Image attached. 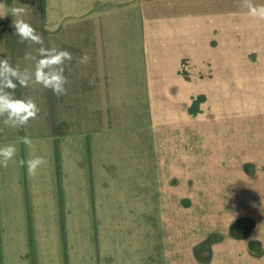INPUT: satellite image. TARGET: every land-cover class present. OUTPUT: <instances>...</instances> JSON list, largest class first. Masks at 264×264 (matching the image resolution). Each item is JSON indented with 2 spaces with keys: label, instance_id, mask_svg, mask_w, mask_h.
Listing matches in <instances>:
<instances>
[{
  "label": "rangeland",
  "instance_id": "rangeland-1",
  "mask_svg": "<svg viewBox=\"0 0 264 264\" xmlns=\"http://www.w3.org/2000/svg\"><path fill=\"white\" fill-rule=\"evenodd\" d=\"M89 2L95 6L100 4L93 0ZM255 3L264 4V0H255ZM100 7L101 14L91 23L122 24L135 31L144 22L150 28L148 54L153 52L157 63L164 59L171 62L170 66L162 63L165 68L169 67L167 71L170 73H158L164 71L158 68L154 70L161 76V79L154 80L156 94L146 95L145 90L139 89L136 97L138 113H129L132 119L139 117L146 121L140 123L142 127L150 124V133L155 140L150 139L149 157L154 156L158 161L161 157L168 159L170 171H194L192 174L196 172L194 176H201L203 182L208 171H229L224 181L227 186L219 185L224 196L232 190L228 179L235 177L236 182L241 178L239 171L246 173L253 178L249 181L250 196L259 199L257 175L258 171H264V21L249 16L241 7V0H106ZM66 18L62 22H72L70 17ZM24 19L36 24L33 15ZM76 19L75 34L80 42H75L70 53L74 56V80L78 87L85 79L86 70L84 64H77L75 58L83 56V48L88 44H83L81 30L84 22ZM12 22L8 21L6 25L0 22V39L19 40ZM49 32L45 30L43 33L49 35ZM52 35L55 40L63 38L58 30ZM143 38L139 43L140 63L133 62L128 67L133 71L132 76L137 74L140 77L139 85L146 87L151 80L143 78L147 75L144 57L141 61ZM126 66L123 65L124 68ZM151 75L153 73L149 72ZM43 98V110L35 120L42 119L46 123L49 118L55 123L58 120L62 130V122L66 121L65 111L49 110L50 103L54 106L58 101L56 97H50V90ZM85 98L81 93L71 98L73 109L69 116L74 119V126L70 125L69 132L77 140L72 147L81 156L88 157L85 165L89 171H70V160L65 165L64 157L58 156L57 152L54 171H47L44 164L45 171L37 177L34 190L32 177L22 176L25 187L21 196V212L26 222L22 219V225L11 227L10 248L6 255L10 264H111L103 249L109 245L104 230L113 224H105V221L113 218L116 203L119 211L128 206L124 201L119 205L116 198L130 201L132 193L129 189L119 188L120 182L123 185L126 182L123 174L120 180L117 177L115 189V171H110L108 157L113 144H97L96 155L93 141L88 139L92 138L91 131L83 128V123L90 121L86 112L89 96L84 107ZM132 129L133 126L130 132ZM48 130L46 134H49ZM44 136L41 135L43 139ZM127 139L129 143L120 145L121 162L130 161L133 154L143 158L144 143H134L132 134ZM94 161L98 171L93 166ZM143 161L140 160L136 166ZM260 162L263 169H260ZM78 163L83 165L81 160ZM66 167L68 171H65ZM107 182L110 186L105 196L101 190ZM76 185L81 190L84 188L85 193L77 188L73 190ZM50 188H53V193L46 196ZM105 197L108 200L112 198V201L106 202ZM36 201L40 203L37 209ZM77 201L80 207L74 208L72 204ZM251 209L249 204L250 213ZM256 228L253 218H238L233 221L230 234L245 238L251 236L250 248L257 257L262 250L258 240L252 237L257 235ZM222 238L218 232L203 241L200 247L198 245L196 252H200L199 257L209 250L212 243ZM113 240L114 236L111 239L114 246ZM132 241L134 247L138 246L135 236ZM5 262L0 253V264Z\"/></svg>",
  "mask_w": 264,
  "mask_h": 264
},
{
  "label": "crops",
  "instance_id": "crops-1",
  "mask_svg": "<svg viewBox=\"0 0 264 264\" xmlns=\"http://www.w3.org/2000/svg\"><path fill=\"white\" fill-rule=\"evenodd\" d=\"M89 1L92 0H15V3L27 6L24 17L34 16L36 24H32L29 19L25 20L39 32L37 33L43 37L47 47L71 52L70 49L75 47V42H80V38L75 34L74 19L77 17L76 20H82L83 44H88L83 48V55L87 53L90 62L84 64L86 75L80 87L75 86V69L72 61L65 66V76L68 79L67 95L61 96L59 101V97L50 90V97H56L58 101L54 106L50 103L49 110L57 113L64 110L66 113L62 130L59 127L61 123L58 120L55 123L51 118L47 123L42 119L31 120L20 130L6 128L0 121V128H3L0 132V146L15 143L18 149L16 157L9 162L8 167H0V253L5 263L10 264L6 255L10 248L11 227L22 225V219H25L24 223L26 222L21 212V196L25 187L22 176L28 173L26 167L20 166L18 161L34 155L43 156L47 171H54V158L58 152V156L64 157L63 160L60 159L65 165L66 161L70 160V171L82 173L89 171L85 165L88 157L81 156L79 151L72 147L77 140L69 132L70 125L74 126V119L69 116L73 109L71 98L76 93H81L82 96H86L84 107L89 96L86 112L90 121L85 125L83 123V128L91 131L92 138H88V134L87 138L93 141L96 155L97 144H113L112 153H109L108 157L111 161L110 171H115L113 177L115 189L117 190V177L120 180L123 174L126 184L120 182L119 188L124 191L129 189L132 193L130 201L118 199L116 194L115 202L120 205L124 201L128 206L119 211L116 203L113 218L105 221V224H113L109 225L108 230L107 228L104 230L109 245L103 249V254L109 257L111 264H264V171H258L259 199L255 200L250 196L249 187V181L253 178L246 173L242 174L239 171L241 178L236 182L235 177L227 178L230 181L227 183L232 185L230 191L232 193L228 194L227 191L224 196L225 193L223 190L220 192L219 185L227 186L224 181L229 171H208L209 174L203 182L201 176H194L196 172L192 174L194 171H170L168 159L161 157L158 161L154 156L149 157L150 139L155 140L154 135L150 133V124L142 127L140 123L146 121L139 117L132 119L129 113H138L139 102L136 97L140 93L139 89L143 90L142 92L145 90L146 95L156 94L154 80L161 79V76L155 74L154 70L163 69L164 71L158 73L166 74L169 67L165 68L162 63H168L170 66L171 62L164 59L157 63L153 52L148 54L147 44L151 36L148 35L150 28L144 22L140 28H135V31L122 24L91 23L93 18L101 14L100 5H104L106 0H93L100 3L97 6ZM13 2L14 0H0V4L6 6H11ZM3 15H6V9L0 7V16ZM66 17H70L72 22H62L67 19ZM8 21H13V18L0 17L2 24L6 25ZM9 28L13 29L11 26ZM45 30H49L50 34L44 35ZM57 30L62 33L61 40L53 38L52 33ZM140 38L144 39L141 61L144 57L143 63L147 65L145 73L147 75L143 78L151 80L146 87L139 85L140 77L134 73L132 76L133 71L131 72L128 67L130 63L131 65L133 62L140 63ZM38 47L32 44L29 46L27 42L21 44L17 39H0V59L7 58L11 64H19L22 69L32 68L33 62L25 60L24 57L27 53L35 56ZM123 65L127 66L124 68ZM149 72L153 75L149 76ZM47 90L39 85H30L27 88L18 87L15 95L34 99L42 112L45 101L43 97ZM152 127L154 128V125ZM47 129L49 134H46ZM42 134L45 135L44 139L41 137ZM131 134L134 143H144V156L140 158L133 154L131 162L127 161L128 159L121 162L120 145L129 143L127 138H131ZM22 136L32 139L31 147L19 142V137ZM80 160L82 166L78 163ZM140 160H144L143 163L136 166ZM96 161L93 162V166L98 171ZM262 165L260 162V169H263ZM41 171H45L44 166L38 170L36 176H30L33 190ZM65 171H68V167ZM109 186L107 182L101 190L105 196ZM75 188L85 193V189L81 190L79 185L73 190ZM51 193L53 188L46 192V196ZM109 200L112 201V198ZM109 200L105 197L106 202ZM39 204L36 201V209ZM249 204L252 205L251 213L248 211ZM72 206L79 208L80 202L77 201ZM238 218H253L257 223V235H252L258 240L259 248L262 250L257 257L252 254L250 248L251 236L245 238L230 234L231 225ZM218 232L223 238L212 243L208 251L202 252L200 258V252H196L198 245L200 247L203 241ZM113 236L115 249L111 241ZM133 236L136 237L138 246L134 247ZM204 256L207 258H203Z\"/></svg>",
  "mask_w": 264,
  "mask_h": 264
},
{
  "label": "clouds",
  "instance_id": "clouds-1",
  "mask_svg": "<svg viewBox=\"0 0 264 264\" xmlns=\"http://www.w3.org/2000/svg\"><path fill=\"white\" fill-rule=\"evenodd\" d=\"M6 9V15L13 18L12 26L18 42L38 45L36 55L27 53L25 60L32 61L33 67L13 65L7 58L0 59V121L4 127L20 130L25 128L31 120H35L40 108L32 98H20L15 95L18 87L27 88L30 85H39L51 90L57 97L67 95L65 66L71 64L74 56L67 50L45 46L43 37L36 32L34 27L23 18L27 6L15 3L11 6L0 4ZM241 7L247 10V14L253 18L264 21V4H257L255 0H241ZM0 16V17H3ZM77 64H87L90 57L85 53L75 58ZM3 128H0V132ZM19 142L26 146H32V139L28 136L19 137ZM15 143L0 146V167L7 168L9 162L17 155ZM19 165L26 167L29 176H36L38 170L46 163L43 156L34 155L28 159H20Z\"/></svg>",
  "mask_w": 264,
  "mask_h": 264
}]
</instances>
